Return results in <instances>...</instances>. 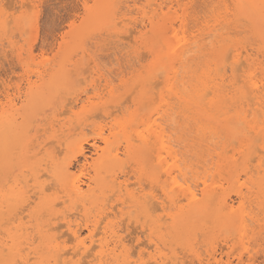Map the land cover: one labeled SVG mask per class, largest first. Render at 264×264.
<instances>
[{
  "label": "rangeland",
  "instance_id": "rangeland-1",
  "mask_svg": "<svg viewBox=\"0 0 264 264\" xmlns=\"http://www.w3.org/2000/svg\"><path fill=\"white\" fill-rule=\"evenodd\" d=\"M227 1L230 2V0H196L194 3L190 4L189 7L184 6L182 8L173 9L170 8L171 4L169 0H112L110 3L109 0H0V109H2V107H4L5 110L11 109L13 108L12 104H16L19 123L23 127L28 125L31 126L32 130L30 131L29 135L33 134L34 131L37 130L38 136L33 143L34 145H32L33 150H35L32 152H35L37 155L33 157L34 161L44 162L52 152H55L57 155L61 153V155H58L59 160L71 161L72 164H74L73 166H75L73 170H77V167L80 166V164L83 162V155L77 153V149L79 148V146H82L85 149L84 152L86 155L88 154V156L92 155L93 157H97L93 151L95 144L107 149L110 146L112 147V145L117 146V140H119V138L120 140H123L121 139V136L118 135L111 137L110 128L113 126L114 120L124 122L131 115L130 113L136 109L135 102L141 98L140 91L142 86L140 84L141 80L138 82L139 75L142 74L140 75L141 78H143V74L144 76L146 75V68L148 64L153 60V56L147 51L146 47L150 45L151 42H155L157 47H165L164 44L160 42L161 40H159L161 39V37L156 35L157 33L154 31L152 25L150 24L149 17L154 14V9L158 14H160V16L155 17V20H158L157 28H163L165 24L171 21L174 22L175 20L174 23H176L178 34L177 38L181 39L186 35L191 36L192 32L195 33L196 29L201 27L203 25V21L205 20L211 19V24V22L213 23L214 21V16L224 15L225 17L227 16L226 18H228L231 13L226 15V12L224 10L225 5L228 3ZM229 4V7L231 8V2L227 5ZM96 12H98L100 16L96 17L95 19L93 18V15ZM92 18L95 20H93ZM229 18H231V16H229ZM184 21H186L187 23H185ZM181 22H184L186 24L184 26L185 28L180 26L182 25ZM230 26L233 29L229 28ZM238 26L239 27L235 28L234 23L226 25V23L223 22L221 27L225 28L226 30L223 31V29H221L223 32H220L219 30V32H216L217 34L215 33L214 35H211L215 38L210 37V39H207V41H205V38L207 37H204L202 42L196 45V48L193 49V52L194 50L196 51L200 49V53L196 51L193 54L192 52L188 57L189 60H192L193 65H195L196 63V66L193 67L192 65L191 67L190 64L192 62H187V64H189L187 65V67L189 66V70H187L188 68H186V71L187 74L190 75V77L187 76L186 80L189 81V79H191L192 81H189V84L185 85L187 90H189L187 92V90L184 89L187 94H191L193 92L192 85L194 84L191 85L190 83H195V81L197 80L196 78H198V76L196 75L198 72H200L198 73L199 77L202 75V71L205 70L209 71V76L213 75L214 73L215 74L212 77H216L217 74L219 75L220 72L217 73V69L220 70V68H222V64L217 66L215 62L216 60H213L212 56L209 53L211 52V49L214 48V45H216V41L221 38H218V35L220 33L234 31V33L232 32L233 34L229 33L223 36L224 39L220 40V42L216 45L217 49L218 46H223L225 44L233 46L236 43H239L240 46H243V43L244 47L246 48L247 46V49L251 52L254 51L252 50L253 47L255 49L256 47H260L258 44L259 40L252 33L251 26L247 21L240 20ZM127 28L133 30V33L131 36H129V39L127 37L126 39L124 38L127 35L125 33ZM218 28H220V26ZM171 35L172 34L169 33V36ZM231 38L234 41H232ZM226 39L229 43H224ZM208 40L209 43H207ZM230 40L232 41V43L230 42ZM202 44L205 49L201 47ZM207 44L210 46H207ZM73 48H75V51L73 50ZM208 49H210V51ZM31 50H33L32 53L29 52ZM136 50H139L140 55L139 53H136L138 55L135 54ZM230 51H232V49ZM255 52L256 51H254L253 53ZM29 53L32 55H29ZM259 53L261 54V52ZM228 54V58H231L228 59L227 56H225L223 60H226V62L228 61L230 65L233 53L231 52V54ZM87 55L89 58H87ZM210 56L212 59H210ZM200 57L204 59L205 57H209L211 63H207L209 62L207 58L205 59L207 62L203 59L202 61H200ZM192 58L196 59L194 60ZM197 58L199 59L197 60ZM257 59H260L261 61L259 62L261 63H263L264 61L262 54L261 56H258ZM128 60H130V62H128ZM211 60H213L214 62ZM43 62H47V65L45 64L46 68L42 65L41 67L38 66ZM33 63L37 65H33ZM59 63L65 65L66 69L68 68L69 74L68 77H65L66 80L60 79V82L64 81L65 84L63 85L62 83L60 85L62 87H59L60 91L58 93L57 99L51 106H48V104L41 102L38 103L36 107L35 105L37 103L34 105V108L29 107V109H27L28 103L26 99L27 94L29 93V86L41 84L43 81L48 80L50 78L48 73L56 68ZM228 63H223V66L228 68ZM204 64H209L213 69H215H212V71H210L211 68H208L209 65L207 67L205 65L204 67ZM92 65H94L95 67ZM121 65H123V67ZM197 66L198 68L201 67L200 69L202 70H199L197 72ZM225 67L221 69V74L224 73ZM191 68H194V70L196 69V72L194 71V73L196 74H192L194 77L193 80L191 76V73H193V71L191 72ZM243 68L246 67L244 66ZM46 69L47 73L45 74L44 70ZM42 70L43 74L48 76H44L45 78L43 77V79L41 80V75H39V73L42 74ZM85 70L87 71L85 72ZM229 72L230 71H228L227 76H225L227 78V81L231 73ZM256 72H258V74H256ZM256 72V78H260V71L256 70ZM240 73L241 71L239 70L238 74ZM98 74H103V78H106L108 76L107 78L111 80H109L111 84L109 83L110 85L106 86V82L102 77V82L101 80H98ZM227 81L225 83L226 85L229 84V82L227 83ZM137 82L140 85L137 86ZM241 84L242 83L240 82L238 85L240 86ZM259 84L264 87L263 83L259 82ZM95 86L98 87L96 88ZM161 87L162 84L159 89ZM183 87L184 86H182V88ZM155 89L154 91L157 93L156 90H158V88L156 90ZM228 89V85L225 86L224 90ZM129 91L133 93H130ZM208 92L211 94L207 95ZM208 92L206 93L207 96H205L206 101L213 96V93L210 90ZM128 94H131L129 95V99ZM73 98L76 100H74ZM71 101H73V104H71ZM146 103V105L144 104V108L146 109L147 107V109L142 110V112L145 111L141 113L142 115L148 113L153 107L151 103H148V101H146ZM115 104L118 105V107L114 106ZM104 108L110 110V112L112 113L111 117L106 118L103 111ZM59 111L62 113L59 117V120H61L59 121L60 123L53 120L54 115L58 114ZM231 113L233 112L231 111ZM23 114L24 116L22 117ZM260 116L261 115H259V117ZM174 118L175 120L173 129L175 128L177 130V132H175L174 130L175 136H177V133H179V136L177 137L180 138V141L183 144H181L180 151H184L183 153L185 154V156L189 153L186 157H189L187 159H189L190 163L194 164V175H190V182L199 185L196 186L197 188H199V193L202 192L203 188L206 187L210 190L218 189L220 192H218V194H220L221 197L227 196L229 197L230 201L234 202L233 204L236 209V214L234 215L233 219L230 218V221L232 222L230 223L229 218H225L224 216L222 217V215H220V208H217L216 212H214L216 206L219 207L217 204L218 201L214 203L210 202L202 210L195 212L196 216H193L194 218H197H195L196 220L194 219V224L192 222V227L190 226V223V227L186 225L180 226L181 231L180 227H174V230H177L174 231L173 226H171L169 227V230H172L168 231L165 227L160 230H155L156 228L154 227V222L156 221V219L160 216L162 217L164 214L162 209H158L155 212H151L152 210H149L148 212H133L132 209H125V211L131 210L133 212V214L131 213L132 221L127 220V215H125L124 217H118L121 223L118 219H116L115 221L118 220L117 222H119V224L121 225L120 227H123L121 233L125 238V243H127L128 241L127 245H130L129 247H131V249L129 248V252L133 254H130L131 259L136 261H138L139 259V261H141L142 259V262L144 260L145 263L148 262L147 264H151L152 260L150 259V256L156 255L157 257V255L161 252L160 255H166L167 259L165 258L164 261H166L168 264H199V261L197 260L198 257L203 259L204 264H225L228 261H231L233 264H264V195L259 192V189L257 187L258 183L264 182V154L262 153L264 151L260 148L261 145L264 144V137L263 139L262 137H259L260 142H255V140L253 141V147L251 148L253 151L251 155H249L252 158L254 156L255 157L253 160H250L251 162H249V160H247V157H249V155H247V149H245V146H242L239 143L237 138L227 139L222 130H217L218 132L211 129H206L208 131L202 130L200 127V123H198L194 118L184 119L178 115H175ZM183 120H186L187 122L184 121L183 124ZM188 120H192L189 122L191 124L194 122L193 125L195 124L197 127L193 126V129L191 130L190 127H192V125L188 127ZM51 122L54 124L55 128L64 126V132L59 130L57 137L64 145H60L59 142H57V138L52 135V130L50 128ZM80 123L83 124L84 129L81 128L74 131V129H76ZM244 125V123H240L237 127L240 130H246V127ZM43 127L49 129L45 131L43 129H40ZM186 127L188 128L187 130ZM177 128H180L181 131H178ZM140 129H143V127H140ZM39 130L43 131L38 133ZM188 130L189 132H187ZM193 130L195 133H191ZM182 132L187 133L183 134ZM207 132H209V134ZM210 133L214 134L210 136ZM216 133H218V136H221V138H219ZM188 134H191V136H189ZM103 136H110L108 142L109 144L104 143V141L102 140ZM213 136L214 139H212ZM181 137L182 139H187L189 141H184L181 139ZM255 139H257V137ZM51 140H53L52 143ZM207 140H213V142L209 141L211 142L210 144ZM233 141L236 142L234 143ZM38 142H42V145L37 146ZM120 144L122 145L124 143L122 142ZM189 145L191 146V148ZM21 146L20 144H13L11 142L10 144H7V150L10 154L7 161L11 167L9 169H5V166H7L8 164L5 163L2 165L0 163V189L7 190L12 184H14L13 182H15V178L23 179L26 173L27 175L25 176H29L28 178L30 179V173L28 175L27 170L23 173V175L20 174L23 170V166L21 165V163H19L20 154L18 152L20 151ZM254 146H256V148H254ZM183 148L185 150L188 149V152H186ZM58 150H60L61 152ZM197 150L200 153H198ZM208 152L213 154V160L215 161V164L212 167L213 169L208 168V166L211 167V162L206 163V166L205 164L204 166L198 164V162L200 160H203L204 156ZM217 153H223L224 156L229 158L234 155V157L237 159V163L235 164L234 168H232V170L231 168H227L226 170L223 169L224 171L222 170V168V171L220 169V171L217 170ZM239 155L241 156L239 157ZM206 167L208 169H206ZM252 169L253 172L255 170L254 175ZM126 171H129V189L135 190L136 192L141 191L140 186L137 184L135 172L132 171V166L126 168ZM197 171H200V173H197ZM76 174L81 175V178L85 181H87L89 176V174H87V170L84 171V174L76 171ZM45 178H47V176L44 177V179ZM41 179L44 180L43 177ZM50 182L51 180L48 179L46 181L47 185L49 184V186H51L53 181L51 183ZM142 182L143 189L146 187V191L143 190V193L150 191L148 181L143 180ZM31 183H33V181L30 180L29 184ZM49 186H47V188ZM218 186L221 187L219 188ZM56 187L58 186L53 184L50 189L46 188V195L47 197L49 196L48 198L54 197L56 195H63L61 189L59 187V189H56ZM27 189L28 191L31 190L29 191V194L34 195V190H32L30 186ZM201 196L202 195H200V197ZM33 198L35 199L34 196ZM185 201L186 200H182L180 202L181 204L184 203L183 205H185ZM114 204H116V210L122 207V205L118 201L114 202ZM58 207L62 208L63 206L62 204H59ZM82 208V206H79L78 209H66L71 211L66 212L76 213L78 220H81L82 217L78 215V213L82 210ZM6 209L7 208L4 207V210ZM37 209L35 208V210ZM204 209L206 212L204 211ZM43 213L42 211L39 212V214H41L39 216L37 215V213H35V217L32 218L35 221H32L36 224L39 223V221H42L40 224L47 221V218L50 217L46 214H44L43 216ZM196 213H198L199 216ZM23 215H27L25 216L24 221L28 222L30 220L28 211H26ZM146 215L148 217H145ZM217 215H219L218 218ZM11 216L12 214L10 213L5 214V217ZM149 216L152 220L153 218L156 219L152 222ZM37 218H39V220ZM42 218L44 219V221ZM223 219L225 221H223ZM53 221L56 222L55 225L59 226V228H55L49 232H51V234L55 233V235L57 236L62 234L61 236H59V241L62 242L61 246L65 245V250H68V252H66V254L64 255V258H72V260L75 261L77 258H79L77 256L72 257L71 254V252L73 251L72 248L75 245V241L73 239H70L69 235L66 233L65 227H62L61 219H59V221ZM168 221L172 223V220H167V222ZM238 221H240V223L242 222L241 224L243 226L245 223V227H242L241 224L237 223ZM106 222L107 220L101 223L99 231H97L99 233L96 232V235L98 236H95L94 239H99L102 236L101 231ZM144 223L147 224L143 226ZM233 224H235V226H233ZM5 225L6 223L2 225V230L6 228L4 227ZM81 227L84 229L83 237L88 236V230L84 226ZM149 227H153V234L151 233V228L149 229ZM187 228H189L188 230H190L191 232L189 231L188 233ZM240 228L242 230H240ZM235 230H238V232L236 233ZM239 230L241 231L240 233ZM63 231L65 232L63 233ZM176 232H178L179 234H177ZM35 234L33 235L35 236V242L33 241V243L35 244H33V247L37 246L41 242L39 238L35 240V238L38 237ZM150 234H152L153 237L152 235L150 236ZM137 237H139V240L137 239ZM152 238L154 240L151 241ZM155 240L159 244L155 243ZM87 243H89V240H87ZM156 244L159 248V251L156 250ZM98 249L99 247L96 246L93 249V252H97ZM212 253H216V259L214 260L210 258V254ZM186 254L189 256H187ZM30 256H32L30 262H33L35 260L33 254H31ZM44 256L49 257L50 254L44 253ZM239 258L241 260H239ZM69 259L66 260L68 261ZM92 260H94V257L92 255L84 257V261L86 264ZM147 260H149L150 263ZM138 263L139 262H137V264Z\"/></svg>",
  "mask_w": 264,
  "mask_h": 264
},
{
  "label": "bare ground",
  "instance_id": "bare-ground-1",
  "mask_svg": "<svg viewBox=\"0 0 264 264\" xmlns=\"http://www.w3.org/2000/svg\"><path fill=\"white\" fill-rule=\"evenodd\" d=\"M111 1L112 0H109V3ZM169 1L171 4L170 8L174 9V8H182L184 6L189 7V5L194 3L196 0H169ZM230 2H231V8L229 7L230 4L227 5ZM230 2H228L225 5L224 10L226 12V15L231 13L229 15L231 16V18H229V16L228 18H226L227 16L225 17L224 15L214 16L213 23L211 22L210 24L211 19L205 20L203 21V25L198 29H196L195 33L192 32L191 36H187L185 34L187 37L185 36L181 39L177 38L178 34L176 29L177 28L176 23H174L175 20L174 22L173 21L168 22L167 24L164 25L163 28H159V29L157 28L158 20H155V17L160 16V14H158L157 11H155L154 9V14L149 17L150 24L152 25L154 31L157 33L156 35L161 37V39L159 40H161L160 42L163 43L165 47H161V46L157 47L155 42H151V44L146 47L147 51L153 56V60L148 64L146 68L147 70L146 75L144 76L143 74L142 76L143 78H141L140 76L142 74L139 75L138 82L141 80L140 84L142 86L140 91L141 98L135 102L136 109L130 113L131 115L124 122H119L114 120L113 126L110 128L111 137L118 135L121 136V139L123 140H120L119 138L120 141L117 140L118 141L117 146L112 145V147L110 146L107 149L102 148L99 145L95 144L93 151L97 157H93L92 155L88 156V154L86 155L84 152L85 149L82 146H79V148L77 149V153L83 155V162L80 164V166L77 167V170H73L75 166H73L74 164H72L71 161L69 160L60 161L58 155H61V153L59 152L58 155L55 152H52L51 154H49V156L46 158V161L44 162L34 161L33 157L37 155L35 152H32L35 151L33 150L32 145H34L33 143L37 139L38 136L37 130L34 131L33 134L29 135L30 131L32 130L31 126L28 125L23 127L19 123L16 104L13 103L12 104L13 108L11 109L5 110L4 107L0 109V163L2 165L5 163L8 164L7 160H8V156L10 155L9 151L7 150L8 143L10 144L11 142L13 144H20V146L21 145L22 146L20 151H18L20 154L19 163H21V165L23 166V170L21 171L20 174L23 175V173L26 170L28 171V175L30 173V179L28 178L29 176H25L27 175L26 173L23 179L15 178L14 180L15 182H13L14 184H12L10 188H8L7 190L0 189V264H86L84 261V257L86 256L88 257L91 255L94 257V260L96 261L92 260L87 264H137V262H139L138 264H147L148 262L145 263L144 260L142 262V259L141 261H139L140 259L138 261L131 259L130 254L132 253L129 252V248L131 249V247H129L130 245L129 246L127 245L128 241L127 243H125L124 241L125 238L122 236L121 233L123 227H120L121 226L119 224L120 219H118V217H124L125 215H127V220H131V215L133 214L134 211L148 212L149 210L150 211L152 210L151 212L153 211L155 212L158 209H162L164 212L163 216L162 217L160 216L157 219L155 218L156 219V221L154 222V227L156 228L155 230H160L163 227H165L167 228L168 231H170L172 230V229L169 230V227L171 226H173V230L174 227H180L185 225L188 227L190 226L192 227V225L194 224V219L197 218V217L194 218L193 216L195 215V212L202 210L210 202L214 203L218 201L217 204L219 207L216 206L215 209L213 207V209L215 210L214 212H216L217 208H220L219 213L220 215H222V217L224 216L225 218H229V221L234 218V215L236 214L235 213L236 209L233 204L234 202L230 201L229 197L227 196L221 197L220 194H218L219 192L218 189L210 190L207 189L206 186H205L206 188H203L202 192L199 193L198 190L199 188L196 187L198 184H193V182H190L191 179L190 175L192 176L194 175V169H193L194 164L190 163L189 159H187L189 157H186L189 153L185 156V154L183 153L184 151L183 152L180 151L182 142L180 141V138L177 137L179 136L178 135L179 133H177V136H175V132H177V130L175 128L173 129L175 115H178L184 119L194 118L198 123H200L201 125L200 127L202 130L211 129L216 132H218L217 130H222L225 136L227 137V139L237 138L239 143L242 146H245V149H247V155L249 154L251 155L253 151L251 149L253 147V141L255 140V142L258 141L260 142L259 137H262V139L264 137V87L259 84V82L264 84V65H263L264 61L263 63H261L259 62L261 60L257 59V57L261 56V54L263 55L264 58V0H230ZM98 16L100 15L98 12H96L93 15V18L96 19V17ZM240 20L247 21L248 24L251 26L252 33L258 38L259 40L258 44L260 47H256V49L254 47L252 48V50L256 51L257 53L256 52L253 53L254 51L253 52L249 51L247 49L248 47L245 45L246 46L245 48L243 43H242L243 46H240L239 43H236L233 46L225 44L223 46H218L217 49L216 45L217 43L220 42V40L224 39L223 36L225 34H229L232 32L234 33V31L232 32L227 31L226 33H220L218 35L219 36L218 38L220 37L221 38L216 41L215 43L216 45H214V48H212L211 52L209 53L212 56L213 60L214 59L216 60L215 62L217 66L222 64V68H220V70L216 68L218 70L217 73L220 72L219 75L217 74L216 77L215 76L212 77L215 74V73L213 74L212 72L213 75L209 76L210 75L209 71L205 70L202 71L203 73H201L202 75L200 74L201 76L199 77L198 73L200 72L198 71L202 70L200 69L201 67L199 68L198 66L196 67L197 70L196 69L195 70L198 72L197 74L194 73L195 71L194 68L193 69L191 68L192 69L191 72L193 71V73H191L192 80L194 78L192 74H196L198 78H196L197 79L196 81L194 80L195 83H190L191 85L194 84L192 85L193 92L191 94H187L185 92V90H187L185 85L189 84V81H191V79H189V81L186 80L187 76L190 77V75L187 74L186 68H188L187 70H189V66L187 67V65L189 64H187V62L190 61L192 62V60H189L188 57L193 52V49L196 48L197 44L202 42L204 37H207L205 38L206 39L205 41H207V39H210V37H212L211 35H214L216 32H219V30L220 32L222 31L221 29H223V31L226 30L225 28L221 27L223 22H225L226 25L234 23V27L236 28L239 27L238 23L240 22ZM184 22L187 23L186 21ZM184 22H181L182 25L180 26L184 27L186 25ZM219 26L220 28H218ZM229 28H231V26ZM125 33L127 35L124 38L126 39L127 37L129 39V36L132 35L133 30L127 28ZM169 33L172 35L169 36ZM212 38L215 37L213 36ZM231 40L230 42L232 43V41L234 40L232 41ZM226 42L227 39L224 43ZM207 43H209V40ZM207 46L210 45L207 44ZM201 47L205 49L203 44L201 45ZM230 48L232 49V51H230L231 50ZM74 49L75 48H73V50ZM199 50L196 51L200 53ZM208 50L210 51V49ZM32 51L33 50L29 52L32 53ZM196 51L194 50L193 54ZM231 52L233 53L231 59L232 61L229 65L228 61L226 62V60H223V58H225V56H227L228 58L229 55L228 53L231 54ZM259 52H261V54ZM30 53L29 55H32ZM136 53H139V50H136L135 54ZM211 56L210 59H212ZM87 58H89L88 55ZM206 58L207 60H209V57H205V59ZM192 59L195 60L196 58H192ZM198 59L199 58H197V60ZM202 59L205 60L204 58L200 57V61H202ZM128 62H130V60H128ZM225 62L228 63L227 66L228 68L223 66V63L226 64ZM43 63L42 64L40 63L38 66L41 67L42 65L43 67H45L47 65L46 64L47 62H43ZM207 63H211L210 60ZM33 65H37V64L33 63ZM123 65L121 66L123 67ZM190 65L192 67L193 62ZM205 65L206 64H204V67ZM208 65H206V67ZM194 66H196V63L195 65H193V67ZM244 66L246 68H243ZM209 67L211 68L210 71H212L213 69L212 66L209 65L208 68ZM223 67H225V70L224 73L221 74L222 72L221 69H223ZM87 70H85V72ZM239 70L241 71L240 74H238ZM256 70L260 71L261 74L260 78L258 77L256 78V74H258ZM44 71H45L44 73L46 74L47 69ZM228 71H230L231 73L229 72L230 76L227 81V78L225 76H227ZM42 74H43V70H42ZM42 74L39 73V75H41L40 76L41 80L43 79L44 76H48ZM48 74L50 76L49 79L47 78L48 80L43 81L41 84H35L29 86L28 88L29 93L27 94V99H26L28 103V106L26 105L27 109H29V107L34 108V105L36 103L37 104L35 105V107L38 105V103L41 102L48 104V106H51L54 103V101L57 99L58 93L60 91L59 87H62L60 85L62 83L63 85L65 84L64 81L60 82V79H65L66 76L68 77L69 70L68 68L66 69L65 65L59 63V65H57V67L54 68ZM101 77L103 78V74L98 76V80H101L102 82L103 80L101 79ZM107 77L103 79L106 82V86H109L111 84L110 83L111 80L108 79ZM226 81L227 83L229 82V84H227L229 88L228 90H224L225 86H227L225 84ZM138 82H137V86L140 85ZM240 82L242 84L239 86L238 84ZM161 84L162 87L159 89ZM182 86L184 87L182 88ZM155 88L156 89L158 88V90H156ZM154 89L157 91V93L154 91ZM209 90L213 93V96L206 101L205 96L211 94L208 92ZM188 91L189 90H187V92ZM129 95L131 94H128V99L130 97ZM73 101H71V104H73L72 103ZM146 101H148L149 104L151 103L153 107L148 113L142 115L141 113L145 112V111L142 112V110L147 109V107L146 109L144 108L145 107L144 104L146 103ZM114 106L118 107V105L116 104ZM103 111L105 113L106 118L111 117L112 113L110 112L109 109L104 108ZM231 111L233 113H231ZM59 112L58 114L54 115L55 118V119L53 118L54 121L57 122L61 121L59 120V117L61 116L60 114L62 113ZM259 115L261 116L259 117ZM23 116L24 114L22 115V117ZM184 121L186 120H183V124ZM189 121L192 120H188L189 123L188 127L192 125V127H190L191 130L193 129V126L197 127L195 124L193 125L194 122L191 124ZM240 123L245 124L244 126L246 127V130L238 129L237 126ZM63 127L64 126L55 128L54 124L52 122L50 123L52 135L56 138L58 137L59 130L64 132ZM140 127H143V129H140ZM81 128H83V124L80 123L79 126L76 129H74V131ZM40 129H43L45 131L48 130L49 128L47 129L43 127ZM187 129L188 128L186 127V130ZM43 130H39L38 133L42 132ZM179 130L181 131L180 128L178 129V131ZM194 130L191 133H193ZM187 132H189V130ZM187 132L184 133L182 132V133L186 134ZM207 133L209 134V132ZM212 134L210 136H212ZM216 134L218 136V133ZM110 136L102 137L104 143L109 144L108 142ZM189 136H191V134ZM256 137L257 139H255ZM219 138H221V136ZM212 139H214V136L212 137ZM182 140L185 141L187 139H182ZM188 141L189 140H187V142ZM209 141L213 142V140H209ZM52 142L53 140H51V143ZM57 142H59L60 145L63 144L61 143V140L59 138H57ZM122 142L124 144L121 145L120 143ZM209 143L211 144V142ZM40 145H42V142H38L37 146ZM254 148H256V146H254ZM260 148L263 149L264 151V144H262ZM185 151L188 152V149H186ZM262 153L264 154V152ZM250 155L249 157H247V160H249V162H251L250 160H253L255 157L254 156L252 158L250 157ZM217 156H218L217 170L219 169L221 170V168L222 170L223 169L226 170L227 168L229 169L231 168L232 170V168H234L235 164L237 163V159L234 157V155L229 158L224 156L223 153H217ZM240 156L241 155H239V157ZM208 162H211V167L208 166V168H212L213 165L215 164V161L213 160V154L210 152H208L204 156L203 160H200L198 164H201L203 166L205 164L206 166V163ZM131 166H132V171L135 172V177L137 178V184L140 186L141 191L136 192L135 190L129 189L130 182L128 183V181L130 178H129V171H126V168ZM10 167H11L10 164H8L7 166H5V169H9ZM208 168L206 167V169ZM85 170H87V174H89L87 181L83 180L81 178V175H78L79 173L76 174V171L80 172L81 174H84ZM198 172L200 173V171H197V173ZM254 174H255V170L253 172V175ZM46 176L47 178L44 179V177ZM42 177L44 180L41 179ZM48 179H50L51 182L52 181L54 182V183L52 182V185L55 184L61 189L63 193V195L61 193L62 196L56 195L51 198H48L49 196L47 197L46 191L48 188L50 189L52 187V185L51 186H49V184L47 185L46 181ZM30 180L33 181V183L29 184ZM143 180L148 181V185L150 186L149 187L150 191L146 193H143V190H145L146 188L145 187L143 189V185H142ZM29 186L31 187L32 190H34V195L29 194V191H31V190L28 191L27 189ZM47 186L49 187L47 188ZM58 187H56V189ZM257 187L259 189V192L264 195V182L258 183ZM200 195L202 196L200 197ZM33 196L35 197V199L33 198ZM182 200H186L185 205H183L184 204L183 202H182L183 204H181L180 201ZM116 201H118L122 205V207L118 208L117 210L115 209L116 204H114V202ZM59 204L60 205L62 204L63 207L59 208L58 207ZM79 206L83 207L82 210L79 211L78 213V215L82 217L81 220H78L76 213L66 212L69 211L66 209H70V210L76 208L78 209ZM4 207L7 209L4 210ZM35 208L38 209L35 210ZM125 209H132L133 212L131 210L125 211ZM26 211H28V216L30 217V220L28 222L24 221V218L27 215H23V214ZM41 211L42 213L44 212L43 216L44 214H46L50 218H47L48 220L43 222L42 224H40L42 221H39V223L36 224L33 222L35 220L32 218L35 217L34 216L35 213H37L38 216L41 215L39 214V212ZM8 213L12 214V216L5 217V214ZM198 213L196 214L199 216ZM218 216L219 215H217V218ZM145 217L148 216L146 215ZM39 218L37 219L39 220ZM59 219H61L62 221L61 225L62 227H65L66 233L69 235L70 239H73L75 241V245L72 248L73 251L71 252L72 257L73 256L79 257L75 261L72 260V258L70 259L64 258L65 257L64 255L66 254V252H68V250H65L66 246L65 245L61 246L62 242L59 241L60 239L59 236H61L62 234L57 236L55 235V233L51 234V232H49L55 228L56 229L59 228V226L55 225L56 222L53 221V220L59 221ZM116 219H118L119 222H117L118 220L115 221ZM155 219L154 218L153 220L151 219L152 222ZM105 220H107L105 226L103 228L101 227L102 236L99 239H94L95 236H98L96 235L97 233H99L97 231H99V227L101 223L104 222ZM167 220H172L171 221L172 223H170L169 221L167 222ZM223 221L225 220L223 219ZM5 223L6 225L4 227L6 228L2 230L1 229L2 225H4ZM230 223L232 222L230 221ZM237 223L241 224L242 222L240 223V221H238ZM145 224L147 223H144L143 226H145ZM81 226H84L88 230L89 232L88 236L83 237L84 229ZM233 226H235V224H233ZM241 226L245 227V223L244 226L242 224ZM150 228L151 227H149V229ZM241 228L240 230H242ZM151 229H153V227ZM151 229L150 231L153 234L154 229L153 230ZM188 229L189 228H187V231L189 233L190 230ZM240 230L239 233L241 232ZM180 231H181V227H180ZM64 232L65 231H63V233ZM235 232L237 233L238 230L237 231L235 230ZM33 233L38 236L35 238V240L37 238L41 240V242L34 247L33 244L35 243H33V241L35 236H33L34 235ZM176 233L179 234L178 232ZM152 234H150V236ZM137 239L139 240V237H137ZM87 240H89V243H87ZM152 240L154 239L152 238L151 241ZM155 243H157L156 240ZM96 246H98L99 249L97 252L94 253L93 249ZM158 249L159 248L157 247L156 250L159 251ZM44 253H49L50 256L45 257ZM160 253L157 255V257L156 255L150 256L151 257L150 259L152 260L151 264L167 263L166 261H164L165 258L167 259L166 255L165 256L164 254L160 255ZM31 254H33V257L35 258L33 262H30L32 257L30 256ZM210 258L213 260L216 259V253L210 254ZM66 259L69 260L67 261ZM197 260L199 261V264H204L202 258L198 257ZM239 260L241 259L239 258ZM225 264H233V263L231 261H228Z\"/></svg>",
  "mask_w": 264,
  "mask_h": 264
}]
</instances>
